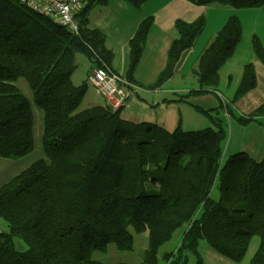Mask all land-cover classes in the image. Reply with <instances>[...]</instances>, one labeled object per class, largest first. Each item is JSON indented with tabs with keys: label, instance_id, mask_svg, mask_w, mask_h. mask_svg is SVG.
<instances>
[{
	"label": "trees",
	"instance_id": "trees-1",
	"mask_svg": "<svg viewBox=\"0 0 264 264\" xmlns=\"http://www.w3.org/2000/svg\"><path fill=\"white\" fill-rule=\"evenodd\" d=\"M96 1L107 2L84 0L73 33L17 0H0V157L20 158L32 151L33 107L43 115L44 155L0 185V217L8 226L7 232H0V264H105L90 254L109 242L130 249L129 228L147 231L139 264H159V247L180 227L182 236L174 250L162 253L163 264H184L188 252L196 264H203L197 253L201 239L238 262L253 236L259 242L250 264H264V157L255 160L239 151L223 160L226 133L219 118L211 116L214 127L183 130L177 125L167 131L123 117V107L92 105L77 111L87 87L85 81L71 80L77 53L87 58L92 70L109 69L130 84L135 81L129 72L120 75L112 68L113 53L104 34L89 24L87 14ZM127 1L139 8L149 0ZM186 1L264 10V0ZM205 20L200 14L191 21H174L176 36L150 88L174 74ZM151 21V16L142 20L129 40L132 67ZM241 32L240 20L230 15L197 56L193 72L199 87L189 93L216 90L219 71L234 53ZM251 48L264 66V42L253 35ZM18 79L26 82L32 101L16 85ZM255 82L254 65L246 63L233 99ZM260 115L264 102L239 121ZM15 237L26 244L25 250L15 249Z\"/></svg>",
	"mask_w": 264,
	"mask_h": 264
},
{
	"label": "rangeland",
	"instance_id": "rangeland-1",
	"mask_svg": "<svg viewBox=\"0 0 264 264\" xmlns=\"http://www.w3.org/2000/svg\"><path fill=\"white\" fill-rule=\"evenodd\" d=\"M179 1L189 3L186 0ZM210 7H213L214 12L220 13L214 16L218 20H221V14L224 15L228 9L233 11L230 15L238 17L242 32L235 51L237 54L232 59H236L238 64L239 62L240 64L243 62L253 64L249 58L245 59V53L253 54L251 48L253 35L264 42L263 8L234 9L217 5H210ZM189 9L176 0H149L139 8H134L127 0H107L106 3L96 1L90 7L87 14L89 24L100 29L104 34L105 45L113 53L112 68L120 75H126L129 72L135 80L134 84L129 85L131 88L128 90L126 109L122 112L123 117L136 122H149L167 131H172L177 125L183 130L214 127L211 116L217 117L226 133L222 145V159L225 160L233 153L244 151L255 160H260L264 157V116L260 115L256 119L246 122L239 121V117L247 118L259 104L264 102V66L262 64L261 68L255 69L254 67L255 85L236 99H233V96L243 68L239 65H230L229 67L223 65L221 67L219 71L220 81L216 90L199 95L189 93L190 90L194 91L199 87L193 72L197 66V50L188 58L180 70H175L169 79L155 88H150L164 67L168 47L171 40L176 36L173 24L167 29V23L172 21L174 17L175 21L176 15L187 12ZM149 16L152 17V21L141 53L132 67L133 57L129 53V40L134 36L140 22ZM208 18L207 30H209H203L202 35L200 34L197 38L202 36L201 46L212 38L209 34L213 32L214 26L210 24V16ZM75 59L77 67L71 75V80L74 84H81L84 81L87 84L86 93L77 108L78 111L92 106L88 104L89 100L94 102L92 99L96 98L99 101V95L86 80L87 73L92 71L90 62L80 53L76 54ZM16 85L32 101V93L26 82L23 79H18ZM33 114V149L20 158L5 159L0 157V185L29 166L33 161L44 157L40 142L43 115L37 107H33ZM212 196L216 198V190H213ZM129 230L133 236L130 249H118L113 242H109L104 250L93 251L89 258L105 264H139L148 243L147 231L135 233L131 228ZM183 230L184 227L177 229L172 237L159 247V264H163L161 259L163 252L175 249ZM7 231L6 221L0 217V232ZM258 242L259 238L253 236L244 257L238 262L218 254L204 239L199 240L197 253L203 264H250V259ZM13 243L18 251L27 248L20 238L15 237ZM184 264H196L194 254L186 253Z\"/></svg>",
	"mask_w": 264,
	"mask_h": 264
},
{
	"label": "built area",
	"instance_id": "built-area-1",
	"mask_svg": "<svg viewBox=\"0 0 264 264\" xmlns=\"http://www.w3.org/2000/svg\"><path fill=\"white\" fill-rule=\"evenodd\" d=\"M32 10L57 19L73 33L78 31L75 14L82 8L84 0H17ZM86 80L91 84L105 104L112 109L123 107L127 97L126 82L109 69L90 71Z\"/></svg>",
	"mask_w": 264,
	"mask_h": 264
},
{
	"label": "crops",
	"instance_id": "crops-1",
	"mask_svg": "<svg viewBox=\"0 0 264 264\" xmlns=\"http://www.w3.org/2000/svg\"><path fill=\"white\" fill-rule=\"evenodd\" d=\"M178 3L182 4L183 6H186L187 8H190L187 12H184L182 14H178L176 15L177 18H181L185 21H191L193 20L196 16L200 15V14H204L205 15V26H204V29L203 30H207V25H208V17L210 16V24L213 25L214 27L212 28V31L209 35L210 37H212L221 27L222 25L224 24V22L226 21V19L229 17V15L233 12L232 10L228 9L226 10L225 14L222 15L221 14V20H218L216 19L214 16L216 14H220L218 12H214V9L213 7H210V5H206V6H197V5H192L191 3H182L181 1L179 0H176ZM190 4V5H189ZM175 18V17H174ZM174 18L172 21H169L167 24V29H169L170 27H172V24H173V21H174ZM209 30V29H208ZM207 30V31H208ZM203 33V32H202ZM202 35V34H201ZM202 36L199 37V39L196 40V42L194 43V45L189 49L187 50L186 52L183 53L182 57H181V60L179 61L177 67H176V71L177 70H180L182 67H183V64L186 63V61L188 60V58H190V56H192V54L195 53V51L197 50L198 51V54H196L197 56L199 55V53L201 52V50L204 48V45L205 43L201 46L200 44V40H201ZM261 41V40H260ZM208 43V42H207ZM206 43V44H207ZM236 51V49H235ZM234 53L232 54V56L225 62L224 66H227L229 67L230 65H239L240 67H242L243 65H245L246 63L248 62H243L239 64L235 61L236 59H232L237 53ZM245 59H250L251 62H253V65L255 67V69H258V68H261V63L258 62L255 58V56L252 54V53H245ZM252 55V56H251ZM248 61V60H247ZM164 64V62H163ZM162 67V66H161ZM115 70V69H114ZM120 74V73H119ZM126 82V88H127V97H128V90H130L129 87H127L128 85H131L129 82ZM133 84V83H132ZM126 97V99H127ZM126 99H125V103L123 105V111H125V107H126ZM94 102H92L91 100H89L88 104L89 105H104L105 104V101L104 99H102L100 96H99V101H97L96 98L92 99ZM90 103H93V104H90ZM122 111V112H123Z\"/></svg>",
	"mask_w": 264,
	"mask_h": 264
}]
</instances>
